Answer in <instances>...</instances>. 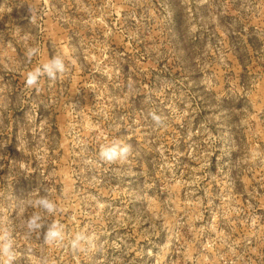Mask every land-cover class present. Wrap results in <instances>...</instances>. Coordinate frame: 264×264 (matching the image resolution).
Listing matches in <instances>:
<instances>
[{
    "label": "rangeland",
    "instance_id": "374dc122",
    "mask_svg": "<svg viewBox=\"0 0 264 264\" xmlns=\"http://www.w3.org/2000/svg\"><path fill=\"white\" fill-rule=\"evenodd\" d=\"M37 188L63 243L23 227ZM2 226L15 264H264V0H0Z\"/></svg>",
    "mask_w": 264,
    "mask_h": 264
},
{
    "label": "clouds",
    "instance_id": "9594fccd",
    "mask_svg": "<svg viewBox=\"0 0 264 264\" xmlns=\"http://www.w3.org/2000/svg\"><path fill=\"white\" fill-rule=\"evenodd\" d=\"M37 52L36 48H30L26 56L31 59ZM68 71L63 54L52 56L46 62L28 71L25 76V84L32 87L38 84L41 77H47L49 81H55ZM154 120H159L155 114H151ZM131 153V145L122 140L101 144L98 157L106 163H126ZM51 190H46L41 194L39 188L31 191L22 199V204L18 209V215L22 218L23 227L29 232H39L43 230L44 242L49 245H56L65 241V226L59 220L52 219L47 222L49 217H55L59 211L56 200L50 196ZM85 232H76L69 243L73 250H79L84 244L90 242ZM16 253L14 250V239L11 230L7 226L0 227V264H15Z\"/></svg>",
    "mask_w": 264,
    "mask_h": 264
}]
</instances>
